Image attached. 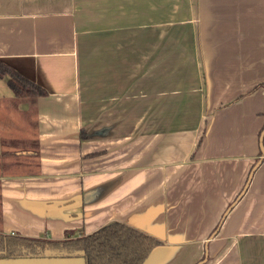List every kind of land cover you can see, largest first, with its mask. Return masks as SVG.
Returning a JSON list of instances; mask_svg holds the SVG:
<instances>
[{
    "label": "crops",
    "instance_id": "0c3cea01",
    "mask_svg": "<svg viewBox=\"0 0 264 264\" xmlns=\"http://www.w3.org/2000/svg\"><path fill=\"white\" fill-rule=\"evenodd\" d=\"M0 61L47 92L0 78V138L30 140L0 143V232L119 221L160 241L142 264H264V0H0Z\"/></svg>",
    "mask_w": 264,
    "mask_h": 264
},
{
    "label": "trees",
    "instance_id": "16d2710c",
    "mask_svg": "<svg viewBox=\"0 0 264 264\" xmlns=\"http://www.w3.org/2000/svg\"><path fill=\"white\" fill-rule=\"evenodd\" d=\"M14 95V105H34L46 90L0 61V78ZM1 144L27 147L30 140L0 138ZM7 154L4 152L3 155ZM1 216V205H0ZM160 241L126 223L113 221L94 232L76 238L48 239L0 232V259L55 256L71 248L83 256L85 264H142Z\"/></svg>",
    "mask_w": 264,
    "mask_h": 264
},
{
    "label": "water",
    "instance_id": "95a60500",
    "mask_svg": "<svg viewBox=\"0 0 264 264\" xmlns=\"http://www.w3.org/2000/svg\"><path fill=\"white\" fill-rule=\"evenodd\" d=\"M263 136H264V129L262 130V132H261V135H260V146H261V149L263 150V146H262V139H263ZM259 162H260V160L254 165V167L252 168V170H251V172H250V174H249V177H248V180H247V183L249 182V180H250V177H251V174H252V172H253V170L256 168V166L259 164ZM247 183H246V185L244 186V188H243V190H242V193H243V191L246 189V187H247ZM241 193V194H242ZM240 194V195H241ZM239 195V196H240ZM239 199V197L236 199V200H238ZM235 200V201H236ZM234 203V202H233Z\"/></svg>",
    "mask_w": 264,
    "mask_h": 264
}]
</instances>
